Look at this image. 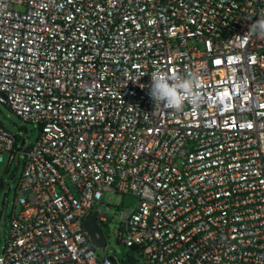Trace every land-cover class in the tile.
<instances>
[{
  "label": "built area",
  "instance_id": "1",
  "mask_svg": "<svg viewBox=\"0 0 264 264\" xmlns=\"http://www.w3.org/2000/svg\"><path fill=\"white\" fill-rule=\"evenodd\" d=\"M258 15L264 0H0V103L40 128L29 144L0 122V164L23 158L0 264H119L84 226L107 225V191L139 200L116 230L128 264H264ZM189 69L199 107L156 111L141 85Z\"/></svg>",
  "mask_w": 264,
  "mask_h": 264
},
{
  "label": "rangeland",
  "instance_id": "2",
  "mask_svg": "<svg viewBox=\"0 0 264 264\" xmlns=\"http://www.w3.org/2000/svg\"><path fill=\"white\" fill-rule=\"evenodd\" d=\"M0 122L11 132L18 135V137L26 139L29 144H34L40 135V128L38 126L30 124L25 125L18 116L1 103ZM22 171L23 158L18 167H16V163L8 167V154H5V161L0 164V179H3L5 184L2 188L0 198V254L3 253L6 244L10 216L15 208L17 212L20 210V207L15 205V198L17 183ZM8 186L10 187V191L7 194ZM6 195L7 200L5 199ZM138 204V198L133 195L123 196L110 191L105 192L103 204H97L94 210L96 211L100 207L101 211L106 213L108 218L107 225L103 227L105 237L107 238V245L105 247L96 248L101 258H105L112 254L119 264H128L129 260L136 262L142 260L140 253L132 251L130 248L126 247L125 244L119 242V237L116 233L120 225L119 219L121 213L123 211H134Z\"/></svg>",
  "mask_w": 264,
  "mask_h": 264
},
{
  "label": "clouds",
  "instance_id": "3",
  "mask_svg": "<svg viewBox=\"0 0 264 264\" xmlns=\"http://www.w3.org/2000/svg\"><path fill=\"white\" fill-rule=\"evenodd\" d=\"M258 19L249 25V33L264 37V15H258ZM244 36V37H245ZM149 96L156 111L171 109L182 111L185 103H190L193 108H198L203 101L199 91L201 87V71L186 70L175 74L163 70H157L151 74Z\"/></svg>",
  "mask_w": 264,
  "mask_h": 264
},
{
  "label": "water",
  "instance_id": "4",
  "mask_svg": "<svg viewBox=\"0 0 264 264\" xmlns=\"http://www.w3.org/2000/svg\"><path fill=\"white\" fill-rule=\"evenodd\" d=\"M84 226L98 247H105L107 245L105 234L98 223L97 212H94L86 219Z\"/></svg>",
  "mask_w": 264,
  "mask_h": 264
},
{
  "label": "trees",
  "instance_id": "5",
  "mask_svg": "<svg viewBox=\"0 0 264 264\" xmlns=\"http://www.w3.org/2000/svg\"><path fill=\"white\" fill-rule=\"evenodd\" d=\"M132 251H135V252H138L139 253V250L137 249V248H135V247H132V248H130Z\"/></svg>",
  "mask_w": 264,
  "mask_h": 264
}]
</instances>
